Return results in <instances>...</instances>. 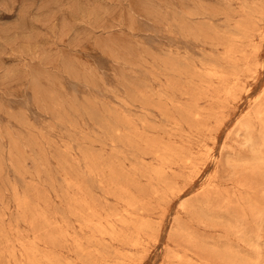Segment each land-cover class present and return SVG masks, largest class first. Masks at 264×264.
I'll return each mask as SVG.
<instances>
[{"label":"rangeland","instance_id":"obj_1","mask_svg":"<svg viewBox=\"0 0 264 264\" xmlns=\"http://www.w3.org/2000/svg\"><path fill=\"white\" fill-rule=\"evenodd\" d=\"M29 263L264 264V0H0V264Z\"/></svg>","mask_w":264,"mask_h":264},{"label":"bare ground","instance_id":"obj_2","mask_svg":"<svg viewBox=\"0 0 264 264\" xmlns=\"http://www.w3.org/2000/svg\"><path fill=\"white\" fill-rule=\"evenodd\" d=\"M179 104V103H178ZM224 106V105H223ZM208 129V128H207ZM152 135V134H151ZM123 166V165H122ZM116 185V184H115ZM48 235V234H47ZM44 239V238H43ZM123 256V255H122ZM126 258V257H125ZM30 264V263H29Z\"/></svg>","mask_w":264,"mask_h":264}]
</instances>
